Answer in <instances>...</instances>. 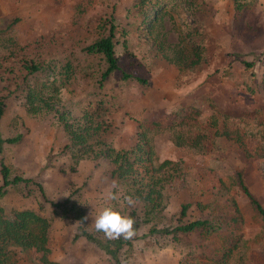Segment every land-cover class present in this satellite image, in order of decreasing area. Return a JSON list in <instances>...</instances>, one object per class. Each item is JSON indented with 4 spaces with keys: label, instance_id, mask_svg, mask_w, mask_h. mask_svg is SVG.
I'll list each match as a JSON object with an SVG mask.
<instances>
[{
    "label": "rangeland",
    "instance_id": "obj_1",
    "mask_svg": "<svg viewBox=\"0 0 264 264\" xmlns=\"http://www.w3.org/2000/svg\"><path fill=\"white\" fill-rule=\"evenodd\" d=\"M155 1L0 0V138L19 137L0 146V169L7 168L10 181L30 180L6 186L0 207L7 213L31 210L49 221L51 261L114 264L81 233L112 241L92 223L115 180L119 199L113 203L139 229L133 240L118 239L121 264H198V257L206 264L232 246L227 264H254V257L264 264V219L243 190L264 209V0H158L163 9L154 21ZM112 15L120 68L145 83L123 81L119 72L100 91L92 81L72 82L60 89L59 103L32 112L26 94L48 93L41 85L53 78L59 83L67 60L73 66L78 60L82 71L93 68L98 77L103 63L83 50L103 34L100 19ZM194 47L197 65L191 64ZM27 61L46 70L25 76L21 65ZM100 101L103 113L95 121L104 129L93 140L119 151L131 149L139 131L144 134L146 155L132 166L138 183L118 178L108 158L89 154L76 160L66 149L57 112L95 117ZM236 136L252 156H245ZM141 183L156 184L158 203L134 194ZM127 195L139 203L128 207ZM65 201L62 208L51 205ZM194 220L218 229L180 234L177 241L158 232ZM22 257L21 264H41L33 251Z\"/></svg>",
    "mask_w": 264,
    "mask_h": 264
},
{
    "label": "trees",
    "instance_id": "obj_2",
    "mask_svg": "<svg viewBox=\"0 0 264 264\" xmlns=\"http://www.w3.org/2000/svg\"><path fill=\"white\" fill-rule=\"evenodd\" d=\"M150 1V0H149ZM152 9L150 13L156 18L154 21H157L159 13L163 9V2L156 0L152 4ZM99 29H102L103 34L96 39L93 43L84 48L83 52L86 56H99L101 62L104 65V68L100 70L98 77L96 73L91 69H86L82 71L80 65L77 64L73 66L72 62L66 61V63L61 66L59 69V75L62 76V79L59 80V83H56V78H53L51 81H47L41 85L42 89H47L48 93L42 95L41 93H34L30 90L26 94V104L29 106L32 112H37L41 108L46 110L51 109V103L54 105L55 102L59 103V92L60 89L67 84L76 81H92L93 87L100 91L103 82L107 80L114 72H119L121 74V79L123 81L135 80L138 83H145L144 79L133 77L131 74L122 71L119 65L118 56L116 55V46L118 44V39H116V34L118 32V25L113 19V15L109 18L100 19ZM123 48L126 49V41H123ZM194 61L191 62L192 65H197L200 61L199 49H193ZM22 70L25 73V76H32L37 73L44 72L46 70L43 63L27 61L23 62ZM52 71V70H51ZM57 74L52 73L53 76ZM94 80H92V79ZM100 101L97 107V116L87 113L84 111L81 113L80 118H74L70 112L65 110H60L57 112V120L62 124L64 132L68 136V144L66 149L71 153L76 160L79 158H84L89 154L96 156H103L108 158L113 166H115L114 174L120 179L132 178L133 183H138L134 178L133 174V165L138 162L140 163L144 156L146 155L143 149V143L145 142L144 134L140 131L136 134V143L131 149H122L119 151H114L109 147L105 142L98 139V132H103L104 124L101 121H95L99 119L100 113H103L102 107L103 103ZM4 112V102L0 98V118ZM224 135L230 137L232 133L225 131ZM232 138V137H231ZM19 137L13 139L3 140L0 138V146L4 143L13 144L18 141ZM93 140V141H92ZM235 141L239 143L240 148L244 151L246 157L252 156L248 149L241 143V139L236 136ZM101 146V147H99ZM168 162H164L162 166H166ZM0 174L2 178V185L0 186V196L3 194V190L6 186L16 183V182H30V180H23L20 178H14L11 181L8 179V170L5 166H1ZM141 182V181H140ZM135 184L133 187L134 194L142 196L143 199L147 200L148 203H154L160 197V194L157 190H154L156 186L155 183L148 185ZM145 190L147 195L142 191ZM40 192L42 191L41 187L38 186ZM148 189V191H147ZM244 192L247 194V197L250 199L251 204L254 206L256 212L264 219V209L262 206L254 200L243 187ZM145 196V197H144ZM66 204V201L62 204L60 203H51L52 206L62 208ZM155 212L156 210H148ZM185 214V207L181 208L180 217H183ZM50 223L49 221L35 213L31 210H21L7 213L4 209L0 207V264H9L11 258L15 255V248H19L22 251H33L38 254L37 260L41 264H59L55 261L49 259L50 249L48 247V233H49ZM202 229L205 232H212L216 229V225H213L207 220H194L188 224H178L173 228L161 229L159 234L171 236L175 241L178 240L179 235L190 234L193 232ZM156 232V231H155ZM88 240H92L105 254L113 260L114 264H121L119 260V250L122 245V242L119 240H112L107 242L95 241L92 237L88 236L86 232L81 233ZM234 250V246L227 247L219 250L216 253V256L209 259V264H227L231 254ZM199 256L204 257L203 254ZM192 256H188L190 261L195 260ZM201 258L198 257V262L200 263ZM198 263V264H199ZM206 263V264H208ZM254 264H263L260 260V257L253 258Z\"/></svg>",
    "mask_w": 264,
    "mask_h": 264
},
{
    "label": "clouds",
    "instance_id": "obj_3",
    "mask_svg": "<svg viewBox=\"0 0 264 264\" xmlns=\"http://www.w3.org/2000/svg\"><path fill=\"white\" fill-rule=\"evenodd\" d=\"M119 184L112 180L106 190L105 205L93 218L92 225L96 232L103 233L108 240H133L138 235L136 219L127 212L122 211L115 203L119 199ZM125 203L128 207H135L139 198L134 195H127ZM92 216V213H91ZM88 217H84L87 220ZM82 223V222H80Z\"/></svg>",
    "mask_w": 264,
    "mask_h": 264
},
{
    "label": "crops",
    "instance_id": "obj_4",
    "mask_svg": "<svg viewBox=\"0 0 264 264\" xmlns=\"http://www.w3.org/2000/svg\"><path fill=\"white\" fill-rule=\"evenodd\" d=\"M15 250H16V253H15V255L11 258V260L10 261H13V258L14 259H16L17 260V262L15 261L14 262V264H21L22 263V258H24V257H22V256H24V253H27V252H29V251H22V250H20L19 248H15ZM18 253V254H17ZM16 254H17V256H16Z\"/></svg>",
    "mask_w": 264,
    "mask_h": 264
}]
</instances>
